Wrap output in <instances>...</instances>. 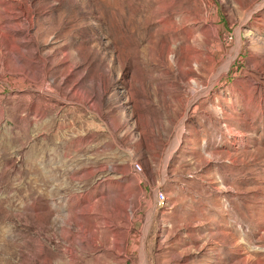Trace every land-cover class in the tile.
<instances>
[{
    "label": "rangeland",
    "instance_id": "obj_1",
    "mask_svg": "<svg viewBox=\"0 0 264 264\" xmlns=\"http://www.w3.org/2000/svg\"><path fill=\"white\" fill-rule=\"evenodd\" d=\"M0 264H264V0H0Z\"/></svg>",
    "mask_w": 264,
    "mask_h": 264
},
{
    "label": "built area",
    "instance_id": "obj_2",
    "mask_svg": "<svg viewBox=\"0 0 264 264\" xmlns=\"http://www.w3.org/2000/svg\"><path fill=\"white\" fill-rule=\"evenodd\" d=\"M136 167H137L138 169H140V168H141V166H140L139 164H136Z\"/></svg>",
    "mask_w": 264,
    "mask_h": 264
}]
</instances>
